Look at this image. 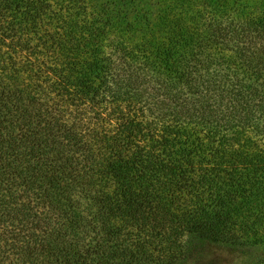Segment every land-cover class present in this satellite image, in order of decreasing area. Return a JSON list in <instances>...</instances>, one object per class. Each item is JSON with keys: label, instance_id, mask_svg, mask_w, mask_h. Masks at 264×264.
Listing matches in <instances>:
<instances>
[{"label": "trees", "instance_id": "trees-1", "mask_svg": "<svg viewBox=\"0 0 264 264\" xmlns=\"http://www.w3.org/2000/svg\"><path fill=\"white\" fill-rule=\"evenodd\" d=\"M218 249L264 264V0H0V264Z\"/></svg>", "mask_w": 264, "mask_h": 264}, {"label": "rangeland", "instance_id": "rangeland-1", "mask_svg": "<svg viewBox=\"0 0 264 264\" xmlns=\"http://www.w3.org/2000/svg\"><path fill=\"white\" fill-rule=\"evenodd\" d=\"M241 256L237 253H231L227 250H214L210 253L208 260L205 264H235V262L240 261Z\"/></svg>", "mask_w": 264, "mask_h": 264}]
</instances>
